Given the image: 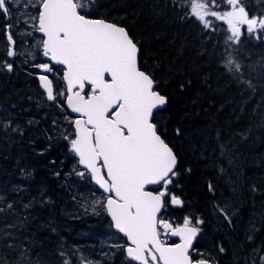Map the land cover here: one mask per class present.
Returning a JSON list of instances; mask_svg holds the SVG:
<instances>
[{
    "label": "trees",
    "instance_id": "obj_1",
    "mask_svg": "<svg viewBox=\"0 0 264 264\" xmlns=\"http://www.w3.org/2000/svg\"><path fill=\"white\" fill-rule=\"evenodd\" d=\"M182 3L94 0L88 14L129 32L142 70L167 97L155 122L177 155L170 189L184 204L164 215L174 223L202 219L195 245L214 264H264V42L244 30L241 43L228 46L226 26L211 31L182 19ZM244 3L250 15H264V0ZM5 23L0 17V262L64 264L74 233L83 231L66 216L65 147L48 137L52 119L29 64L6 55ZM229 54L241 72L225 67Z\"/></svg>",
    "mask_w": 264,
    "mask_h": 264
},
{
    "label": "snow or ice",
    "instance_id": "obj_2",
    "mask_svg": "<svg viewBox=\"0 0 264 264\" xmlns=\"http://www.w3.org/2000/svg\"><path fill=\"white\" fill-rule=\"evenodd\" d=\"M23 2L34 10L23 20L31 29L24 34H39L34 36V47L47 61L32 65L39 70L35 75L40 87L49 101H56L47 74H61L64 90L59 95L70 113L76 114L66 117L70 131L63 134L75 157L73 171L81 178L90 176L106 194L93 202V211L104 209L111 226L126 238L125 244L113 246L122 250L126 264H212L195 245L202 219L184 216L182 223H174L164 217L169 206L184 204L170 189L178 175V158L155 122L167 97L158 91L154 76L142 70L137 42L124 27L92 18L88 13L94 0ZM13 4L18 9L21 0H0L9 58L18 54L10 22ZM224 5V11L218 10ZM179 6L182 19L198 22L205 30L217 31L214 21L226 24L228 46L241 43L242 27L249 37L264 39V15H250L244 0H183ZM2 67L12 72L14 66L5 61ZM225 67L241 72V64L231 54ZM209 191H213L211 184ZM220 212L230 221L224 209ZM173 237L179 242L169 243ZM260 259L264 262V256ZM81 264L92 262L82 258Z\"/></svg>",
    "mask_w": 264,
    "mask_h": 264
},
{
    "label": "rangeland",
    "instance_id": "obj_3",
    "mask_svg": "<svg viewBox=\"0 0 264 264\" xmlns=\"http://www.w3.org/2000/svg\"><path fill=\"white\" fill-rule=\"evenodd\" d=\"M226 5L222 6L220 11L226 9ZM34 10L24 7V2L21 0V4L17 9L15 4L12 5V17L10 22L13 24L14 38L17 41L16 51L17 55L14 57L18 62L19 67L24 66L27 62L30 67V73L34 74L38 72L34 69L32 65L36 62H44V57L38 54L39 50L34 47L36 44V39L38 34L34 33L33 36L25 35L26 31H31L23 20L27 18V14L32 13ZM91 11V8L89 12ZM209 19H212L209 17ZM215 23H221L227 27L222 21H214ZM246 30V27H242V31ZM32 53L35 59L30 57L28 54ZM58 68V67H57ZM61 74L56 72L51 73L50 77H56L54 82L56 89V101L54 105L42 104L44 96L41 91L36 92V96L41 100L38 102L40 106L46 110L44 111L51 119V127L49 128V138L52 140V144L56 147H65L64 153L61 155L62 165L65 164V170L63 172L65 178V186L68 190V198L66 199L67 205H69V211L66 216L71 218L75 222L82 232L74 233L72 237V255L69 264H81V259L85 258L92 262V264H126V258L122 253L121 249L114 247V244H125V239L121 238L117 233H115L111 227L104 219L101 217V212L104 210L97 207L93 211V202L97 199H103V195L100 192L94 190L91 181L88 177L81 178L75 174L73 171L74 166H76L75 157L74 159L70 154H72L67 146V142L63 139V134L70 131V125L66 117H70L67 109L64 107L63 110L61 105L63 104V96L59 95V92L63 91L64 84L60 79ZM37 76V75H35ZM46 102V101H45ZM24 118H26L24 116ZM45 125V123H44ZM38 139H42L41 137ZM73 155V154H72ZM78 170H81L80 168ZM96 216L97 221H91L92 218ZM103 218V219H102ZM102 220V221H100ZM76 232V231H75ZM173 241L169 240V243ZM69 244V242H68ZM212 264H214L212 262ZM257 264V263H256Z\"/></svg>",
    "mask_w": 264,
    "mask_h": 264
},
{
    "label": "water",
    "instance_id": "obj_4",
    "mask_svg": "<svg viewBox=\"0 0 264 264\" xmlns=\"http://www.w3.org/2000/svg\"><path fill=\"white\" fill-rule=\"evenodd\" d=\"M263 42H264V39H263ZM13 58V57H12ZM12 58H10V59H12ZM38 83H39V87H40V81L38 80ZM40 89L42 90V92L45 94V98H46V100L49 102V103H53L54 101H49L48 99H47V96H46V93H45V91H44V89H42L41 87H40ZM66 106V105H65ZM166 106H164L163 108H165ZM67 108V107H66ZM162 108V109H163ZM68 110V109H67ZM69 111V113H70V110H68ZM72 116H75L76 114H72V113H70ZM82 169V168H81ZM177 170V169H176ZM93 182V184L99 189V187H98V185H96L95 184V182L94 181H92ZM151 187H154V186H151ZM102 193H103V191L101 190V189H99ZM104 194V193H103ZM104 195H106V194H104ZM108 216V215H107ZM108 218H109V220L111 221V219H110V217L108 216ZM112 223V222H111ZM113 230L116 232V230L113 228ZM119 234V233H118ZM121 237H122V234H119ZM198 237V236H197ZM126 239V238H125ZM173 239H176V240H178V238H175V237H173Z\"/></svg>",
    "mask_w": 264,
    "mask_h": 264
},
{
    "label": "flooded vegetation",
    "instance_id": "obj_5",
    "mask_svg": "<svg viewBox=\"0 0 264 264\" xmlns=\"http://www.w3.org/2000/svg\"><path fill=\"white\" fill-rule=\"evenodd\" d=\"M87 177H88V176H87ZM89 178L91 179V177H90V176H89ZM94 190L98 192V190H97L96 188H94ZM100 215H101V217H103V216H104V219H103V218H102V219L107 221V219H106L107 217H106V214H105V211H104V210L101 212V214H100ZM93 219H97V217H96V216H94V217H93Z\"/></svg>",
    "mask_w": 264,
    "mask_h": 264
}]
</instances>
